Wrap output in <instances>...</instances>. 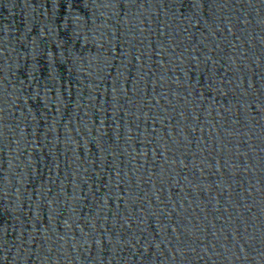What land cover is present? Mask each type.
<instances>
[{
    "label": "water",
    "instance_id": "water-1",
    "mask_svg": "<svg viewBox=\"0 0 264 264\" xmlns=\"http://www.w3.org/2000/svg\"><path fill=\"white\" fill-rule=\"evenodd\" d=\"M264 221V0H0V264H246Z\"/></svg>",
    "mask_w": 264,
    "mask_h": 264
}]
</instances>
